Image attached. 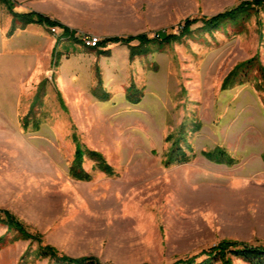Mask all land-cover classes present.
Wrapping results in <instances>:
<instances>
[{
    "label": "rangeland",
    "instance_id": "374dc122",
    "mask_svg": "<svg viewBox=\"0 0 264 264\" xmlns=\"http://www.w3.org/2000/svg\"><path fill=\"white\" fill-rule=\"evenodd\" d=\"M244 1L13 0L75 32L58 46V27L17 22L11 34L0 3V211L38 238L0 221V264H50L42 246L108 264H172L221 241L264 246V93L254 71L221 90L239 63L258 55L264 66V8L212 33L200 21ZM187 20H198L192 34L133 59L126 45L85 44L161 42ZM78 144L114 175L85 155L90 178L76 180ZM215 150L235 164L205 156Z\"/></svg>",
    "mask_w": 264,
    "mask_h": 264
},
{
    "label": "trees",
    "instance_id": "16d2710c",
    "mask_svg": "<svg viewBox=\"0 0 264 264\" xmlns=\"http://www.w3.org/2000/svg\"><path fill=\"white\" fill-rule=\"evenodd\" d=\"M0 3L6 5L13 19V25L10 33L12 34L16 30L17 22L23 26L36 24L45 28H60L63 30L61 36L57 40L56 46L59 45L62 39H76L74 37L75 32L70 30L67 26L61 24L58 21L52 20L49 17L37 13H18L14 11V5L10 0H0ZM264 8V0H252L244 1L239 5L227 9L212 17H202L200 19L202 24V30L212 33L218 31L221 28H225L227 24H236L240 21L247 20L252 16H258L259 12ZM198 22L189 21L185 22V25L181 28L180 35H167L164 32L158 34L161 42H157L156 39H149L146 34H139L136 36L127 37H111L98 42L97 49H103L108 45L112 44H122L126 45L130 49L131 59L136 56L145 55L150 51L151 45H158L162 48L165 44H170L175 41H180L182 38L192 34V26L194 23ZM79 41V40H76ZM56 49L54 50V55H56ZM258 74V81L255 84L256 89L259 92L264 93V66L259 60L258 55L250 60L239 63L236 65L231 72L223 80L221 90L226 91L233 88L236 85H243L245 83L251 82L250 74L252 72ZM134 95V94H132ZM108 98V95L104 96V100ZM137 99H130L131 103H138ZM176 154L180 152L176 150ZM85 155H88L91 159L99 161L98 169L110 176L114 175L111 166L107 165L99 153L83 150L81 145H77L75 152L74 165L72 166V176L79 181L89 180L90 176L82 168ZM205 156L219 164H227L229 166L235 164L234 159L227 155L225 150H215L212 153H205ZM179 158H176V160ZM101 161V162H100ZM184 161V160H179ZM177 161V162H179ZM0 221L4 223L9 230L18 232L24 238L38 240L35 236L31 235L27 228L19 222L15 217H13L7 211H0ZM40 257L47 258L50 264H108L104 263L94 257H84L79 259L70 258L59 254L51 246H42L40 248ZM204 256V259L198 262V257ZM199 256L178 260L172 264H234V260H242L247 264H264V246H252L236 241H221L215 246L204 250Z\"/></svg>",
    "mask_w": 264,
    "mask_h": 264
},
{
    "label": "built area",
    "instance_id": "2783aa9c",
    "mask_svg": "<svg viewBox=\"0 0 264 264\" xmlns=\"http://www.w3.org/2000/svg\"><path fill=\"white\" fill-rule=\"evenodd\" d=\"M54 31V29H53ZM99 40L96 38H90V37H86L85 38V44L89 47V48H94L98 45Z\"/></svg>",
    "mask_w": 264,
    "mask_h": 264
},
{
    "label": "crops",
    "instance_id": "0c3cea01",
    "mask_svg": "<svg viewBox=\"0 0 264 264\" xmlns=\"http://www.w3.org/2000/svg\"><path fill=\"white\" fill-rule=\"evenodd\" d=\"M12 3H13V5H14V2H13V0H10ZM10 13V12H9ZM4 27V26H3ZM3 27L2 26H0V35L3 33Z\"/></svg>",
    "mask_w": 264,
    "mask_h": 264
}]
</instances>
